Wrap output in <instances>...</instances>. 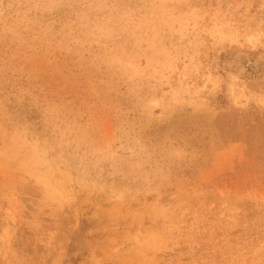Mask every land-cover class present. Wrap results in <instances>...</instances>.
<instances>
[{
    "label": "rangeland",
    "instance_id": "obj_1",
    "mask_svg": "<svg viewBox=\"0 0 264 264\" xmlns=\"http://www.w3.org/2000/svg\"><path fill=\"white\" fill-rule=\"evenodd\" d=\"M0 264H264V0H0Z\"/></svg>",
    "mask_w": 264,
    "mask_h": 264
}]
</instances>
